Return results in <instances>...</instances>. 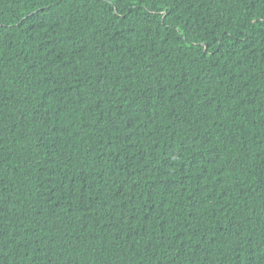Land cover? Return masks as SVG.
Segmentation results:
<instances>
[{
  "label": "trees",
  "instance_id": "trees-1",
  "mask_svg": "<svg viewBox=\"0 0 264 264\" xmlns=\"http://www.w3.org/2000/svg\"><path fill=\"white\" fill-rule=\"evenodd\" d=\"M0 264H264V0H0Z\"/></svg>",
  "mask_w": 264,
  "mask_h": 264
}]
</instances>
